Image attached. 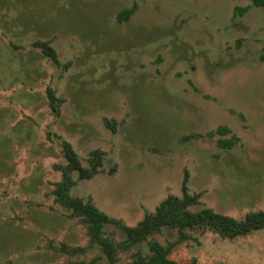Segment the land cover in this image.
I'll return each instance as SVG.
<instances>
[{
	"label": "rangeland",
	"instance_id": "1",
	"mask_svg": "<svg viewBox=\"0 0 264 264\" xmlns=\"http://www.w3.org/2000/svg\"><path fill=\"white\" fill-rule=\"evenodd\" d=\"M263 49L264 7L250 0H0V263L110 264L54 193L64 142L85 168L100 155L93 176L71 173V194L126 225L183 198L185 179L200 195L192 211L264 210ZM103 230L116 264L151 254L119 223ZM186 233L148 240L172 245L178 264H264V229Z\"/></svg>",
	"mask_w": 264,
	"mask_h": 264
},
{
	"label": "trees",
	"instance_id": "2",
	"mask_svg": "<svg viewBox=\"0 0 264 264\" xmlns=\"http://www.w3.org/2000/svg\"><path fill=\"white\" fill-rule=\"evenodd\" d=\"M250 1L251 6L264 7V0ZM248 8L249 6L238 7L236 11L243 14ZM132 13L133 8L124 10L119 14V19H127ZM35 44L43 50L46 56L51 58L56 64L61 65L57 51L50 43L47 41H37ZM260 60L264 61V49L260 55ZM49 96L52 100H55V96L51 90H49ZM217 131L223 134L230 132V129L220 127ZM222 143L229 147L232 146V142L230 141ZM64 152L69 163L67 168L63 170V180L56 183L54 191L56 198L59 203L71 210L73 215L82 217L88 223L92 242L102 246L103 252L107 255L110 264H116L117 248L110 239L104 236L103 229L107 223H119L126 234L125 241L129 245L148 241L151 254L144 256L138 253L130 264H178L170 258L172 245L162 244L157 240H148L149 236L160 233L164 228L178 229L181 241L189 238L186 230L197 227L210 228L218 232L222 237L227 238L247 235L253 231L264 229V210L249 212L241 220L218 213L211 208L192 211L190 206L198 201L200 195H191L188 192L187 179L183 182V198L169 195L156 207L154 212H147L143 219L135 226L126 225L100 211L91 199L85 200L75 197L70 192L75 184L71 173L77 171L80 179L93 176L97 171L100 155L96 153L90 161L91 168H85L72 145L67 142H64Z\"/></svg>",
	"mask_w": 264,
	"mask_h": 264
}]
</instances>
